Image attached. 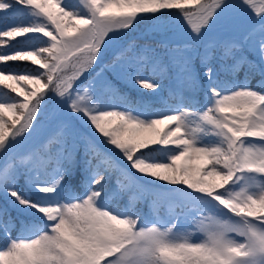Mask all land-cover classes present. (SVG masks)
<instances>
[{
    "label": "snow or ice",
    "instance_id": "1",
    "mask_svg": "<svg viewBox=\"0 0 264 264\" xmlns=\"http://www.w3.org/2000/svg\"><path fill=\"white\" fill-rule=\"evenodd\" d=\"M17 6L43 22L5 28L0 31V44L7 50L13 41L29 33L42 34L48 44L35 50L0 51V62L31 61L32 65L24 74L9 69L8 64L0 65V84L13 80L32 85L19 92L22 99L12 96L10 101L0 102V191L7 192L19 205L36 209L50 223L48 231L35 238L11 240L0 250V264H264V92L241 88L225 94L212 87L214 103L200 114V119L220 140L216 145L204 146L197 143L195 135L201 129L186 123L185 117L190 114L187 109L146 121L118 109L97 110L91 104L88 87L82 93L74 88L76 81L95 65L107 35L130 28L137 16L177 10L199 36L217 12L226 7V0H84L88 15L67 10L56 0H0V13ZM239 6L264 21V0H240ZM257 32L262 34L257 37ZM250 38L255 53L264 60V22L245 41ZM224 49L225 55L234 49L246 52L237 40L226 42ZM128 51L131 55L125 57L122 52L112 67L139 65L135 82L149 91L159 88L158 83L140 78L150 58L137 56L131 47ZM206 75L211 81V68ZM49 90L68 99L73 113H83L134 170L204 194L243 222L231 224L211 218L208 224H201L206 233L204 240L171 239L172 227H138L137 219L121 218L98 208L96 201L101 193L95 189L102 186L103 175L93 181V189L86 197L71 203H40L23 197L15 184L25 172L20 167L25 160L16 164V152L10 149L32 129ZM12 92L17 89L12 88ZM5 113L13 118L5 120ZM64 137L61 126L49 139V143L54 140L61 148L47 158L41 154V148L47 145L34 149L30 159L38 175H32V170L25 172L45 196L54 193L64 179L62 174L53 180L38 178L51 162L59 167ZM153 145L172 146L178 151L167 163L147 162L137 156ZM241 174L251 175L245 178ZM237 179L245 180L243 186L238 191H227V186ZM230 234L243 239L237 241Z\"/></svg>",
    "mask_w": 264,
    "mask_h": 264
},
{
    "label": "trees",
    "instance_id": "2",
    "mask_svg": "<svg viewBox=\"0 0 264 264\" xmlns=\"http://www.w3.org/2000/svg\"><path fill=\"white\" fill-rule=\"evenodd\" d=\"M56 2L67 6V10L74 11L77 14L88 15L81 10V6L76 0H56ZM26 12H28L27 9H22L17 6V8L8 10V13H0V17H4L5 15L8 17L7 19L0 18V31L18 24L29 25L34 22H43L42 18L26 16ZM140 43L152 44L158 46L163 51L165 50V45L161 47L162 42L156 38H137L125 41L122 46L123 48L118 49L114 56L105 64V68L109 71L115 88L108 89L107 93H110V98L107 97L106 93L102 96L105 104H101L100 109H116L123 105L128 109L141 108L148 114H153L156 117L169 114L173 109H177L178 112L182 109H187L189 112L199 113L211 107L210 100L212 99V93L210 89L212 87L221 90L225 94L239 87L264 92V63L258 59V56L249 49H245L246 55L243 59L241 58L237 61L233 56V52L228 55L224 54V45L221 44L211 49L210 56L206 62L201 61L200 63L199 57L195 58V65L200 79L192 94L183 95L176 88V85H171L170 87V75L151 73L147 63L143 65V70L140 71V78L158 83L160 87L154 91L143 89L134 79L140 68L139 65L131 68L124 65L115 68L112 67V62L121 56L122 52L125 57L130 56L131 52L128 49L130 47L132 49L133 44ZM47 44L48 40L42 34L29 33L13 41L7 50L4 44H0V51L35 50ZM171 44L173 43L167 44L168 48L171 47ZM3 64H8L7 67L9 69L20 74H24L27 69L32 68L31 61L0 62V65ZM209 68L212 69L211 81L206 75V71ZM115 69L125 70L126 75L124 78L116 77L113 74V70ZM167 70L169 74L173 73L170 65ZM9 85L11 87H8ZM31 87L32 85L25 84V82L17 84L13 80H5L3 84H0V102L10 101V97L12 96H17L15 99H22V97H19V92L25 88L30 89ZM12 88L17 89V92L13 93ZM47 114V117H51L53 120L56 119V117L49 116L50 111ZM4 118L10 121L13 117L12 114L5 113ZM52 119L50 120L53 121ZM37 121L38 119L34 123ZM80 122L86 129L81 139L87 140L88 147L85 149L81 146L77 147L71 161L62 156L59 167H56L53 161L47 169L41 171L38 177L39 179L53 180L61 174L64 176L63 181H61L54 193L48 194L47 196L37 190L28 178L29 174L25 172L33 169L30 157L34 149L41 145H47L46 148H41L42 156L47 158L48 156H54L61 148L54 140L49 143V139L57 131L52 133L51 137L44 140L42 144L36 147H30L25 153H21L19 143H16V145L14 143L11 146L10 151L16 152L15 163L19 164L21 159L25 160V163L20 165L21 169L25 172L21 173L15 184L16 189L23 197L40 203H68L74 199H79L78 197L83 199L93 189V181L97 176L103 175L104 180L102 181V186H96L95 189L101 193L96 201V206L102 210L119 214L121 218L137 219L138 227H148L154 224L158 227H164L166 226L162 224L164 219L171 217L169 221L170 226H166V228H169L172 224H175L176 217L183 208L187 211V215L182 221L183 225H189L198 220L196 219L198 216L193 213L196 211L200 212L201 209H204L202 203H185L183 206L179 203L174 206L177 212L172 213V210H169L171 205L169 204L168 198L160 191V188H166L165 185L167 186L168 183L151 176L142 175L134 170L131 164L124 158L123 154L108 144L105 138L96 132L86 116L81 115ZM28 134L29 132L25 135ZM18 148L19 150L17 152ZM67 151L68 143L65 142L62 146V152ZM177 151L178 149L172 146L153 145L137 153V156L147 162L167 163L170 156L174 155ZM0 165H2V160H0ZM32 175H38V172L32 170ZM240 181L241 179H237L234 183L227 186V191H238ZM47 222L36 209L21 206L7 192L0 191V250L3 249L9 238H14L15 240L34 238L38 235L43 224ZM195 240H204L202 233L198 232L197 228H195V231L194 229L192 230L191 242Z\"/></svg>",
    "mask_w": 264,
    "mask_h": 264
},
{
    "label": "rangeland",
    "instance_id": "3",
    "mask_svg": "<svg viewBox=\"0 0 264 264\" xmlns=\"http://www.w3.org/2000/svg\"><path fill=\"white\" fill-rule=\"evenodd\" d=\"M76 1L81 6V10L89 14L88 9L84 6V0ZM239 4L240 0H226V7L217 12L213 19L210 20L208 26L202 29L199 36L192 32L191 28L177 10H165L156 14H141L137 16L130 28L112 31L107 35L103 41L96 62L103 60L108 54L109 56L112 55L114 53L113 46L116 45L120 38L125 39L134 36L145 39L156 38L162 42L161 47L165 45L164 51L158 48V46L145 43L133 44L132 50L137 56L145 55L150 58L146 63L148 64L151 73H164L166 76L170 75V87L171 85H176V88H178L183 95L192 94L200 79L195 65L196 57H199L198 59L200 60V63L201 61L206 62L213 47H217L218 44L224 45L230 40L241 42L244 49H249L257 55L253 48V39L250 38L245 41V37L249 36V34L252 33L254 29H257L264 21L258 19L248 8L241 7ZM190 7L194 6L190 5ZM26 16L39 18L31 15L29 11L26 12ZM145 30H148L149 32L142 34ZM128 34L130 35L126 36ZM261 34L262 33L257 32L255 35L258 37ZM170 43L173 44L168 48L167 44ZM185 45H188L189 47H185ZM122 46L118 49H122ZM145 49H147V51H145ZM232 52L237 61L246 55L242 49H234ZM258 59L264 63V60L259 56ZM97 64L76 81L74 88L82 93L83 89L88 87L92 94L91 104L96 105L98 110L100 109L101 104H105L104 100H102V96L106 93L107 97L110 98V93H107V91L108 89L115 88V86L113 85L114 83L110 78L109 71L106 70L105 66L98 68L100 67V63ZM123 65L128 66L127 64ZM169 65L172 67L173 71L171 74H169L167 70ZM136 66L138 65L132 67ZM113 74L121 79L126 75L125 70L122 69L113 70ZM91 75L93 76L90 77ZM239 89H241V87L233 91ZM74 95L75 93L73 96ZM69 103L70 101L68 99L57 96L54 91L49 90L47 92L35 118V120L38 119V121L33 124L29 134L21 137L17 142L19 143L21 153L27 152L30 147H36L37 145L42 144L44 140L51 137L52 133L58 131L61 126L64 127V132L68 136V151L63 152V157H65V159L71 161L77 147L81 146L80 144H82L81 147L84 149L88 147L87 140L81 139L83 133L86 132V129L80 122V116L83 115V113H73L68 106ZM210 103L212 107L214 101H211ZM116 109L131 113L133 116L146 121L158 118L153 114H148L141 108L128 109L122 105ZM49 111V116L56 117L55 120L51 117H47ZM203 112L204 110L199 113L189 112L190 114L185 117L186 123L190 128L199 127L201 129V131L195 133L198 144L204 146L216 145L219 142L220 137L213 134L211 127L201 121L200 114ZM170 113L179 112L177 109H173ZM80 140L82 143L79 142ZM18 150L19 148L17 149V152ZM69 155L71 157L70 159L68 158ZM250 175L251 174H243L245 178ZM244 182L245 180L241 179L238 189L243 186ZM165 187L166 188L161 187L160 191L165 194L166 198H168L169 204L171 205L169 210H172V213L177 212L174 209V206L179 203L183 206L185 203L193 204L200 202L203 206H206L209 209L201 213L198 211L194 212L193 214L198 216V218H196L198 220L194 223L189 225L182 224L179 228L175 230L172 229V232L169 234V238L171 239L182 240L186 237L191 241L192 230L194 229L195 231V228H197L198 232L202 233L205 239L206 233L202 230L201 224H208L211 218L228 221L231 224H240L243 222L240 218L234 216L232 213L228 212L227 209L220 206L218 202L204 194L178 185L168 184L167 186L165 185ZM168 220H171V217ZM160 229L164 230L166 228L161 227ZM46 231H48V228L40 231L39 235ZM230 235L237 241L243 239L235 234ZM11 240H9L6 247ZM192 242L200 241L195 240Z\"/></svg>",
    "mask_w": 264,
    "mask_h": 264
},
{
    "label": "water",
    "instance_id": "4",
    "mask_svg": "<svg viewBox=\"0 0 264 264\" xmlns=\"http://www.w3.org/2000/svg\"><path fill=\"white\" fill-rule=\"evenodd\" d=\"M145 32H148V30H145ZM119 45V43L116 45V47ZM110 56L107 57V59H109Z\"/></svg>",
    "mask_w": 264,
    "mask_h": 264
}]
</instances>
